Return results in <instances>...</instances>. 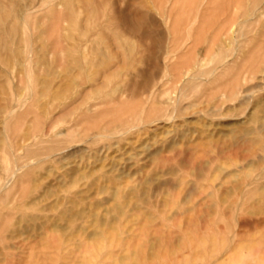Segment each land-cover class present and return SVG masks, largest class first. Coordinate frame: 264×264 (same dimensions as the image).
Wrapping results in <instances>:
<instances>
[{"label": "rangeland", "instance_id": "obj_1", "mask_svg": "<svg viewBox=\"0 0 264 264\" xmlns=\"http://www.w3.org/2000/svg\"><path fill=\"white\" fill-rule=\"evenodd\" d=\"M262 52L264 0H0V264H264Z\"/></svg>", "mask_w": 264, "mask_h": 264}, {"label": "bare ground", "instance_id": "obj_2", "mask_svg": "<svg viewBox=\"0 0 264 264\" xmlns=\"http://www.w3.org/2000/svg\"><path fill=\"white\" fill-rule=\"evenodd\" d=\"M233 12H234V11H233ZM262 50H263V49H262ZM262 53H263V52H262ZM262 53H261V55H263V54H264V53H263V54H262ZM258 54H259V53H258ZM259 57H260V56H259ZM262 57H263V56H262ZM262 57H261V58H262ZM106 66H107V65H106Z\"/></svg>", "mask_w": 264, "mask_h": 264}]
</instances>
